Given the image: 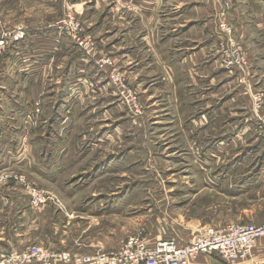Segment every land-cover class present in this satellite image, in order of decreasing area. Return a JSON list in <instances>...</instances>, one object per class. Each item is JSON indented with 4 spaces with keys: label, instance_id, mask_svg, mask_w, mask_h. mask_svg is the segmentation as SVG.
<instances>
[{
    "label": "rangeland",
    "instance_id": "1",
    "mask_svg": "<svg viewBox=\"0 0 264 264\" xmlns=\"http://www.w3.org/2000/svg\"><path fill=\"white\" fill-rule=\"evenodd\" d=\"M126 1L0 0V35L25 33L22 42L0 56V222L14 230L16 214L27 209L44 214L33 233L17 228L19 249L3 252L0 234V260L31 249L70 251L75 257L109 253L138 234L148 243L172 231L188 232L190 226L264 223V180L251 171L264 160L263 133L248 136L243 144L218 132L192 139L176 116L201 112L191 100L196 93L202 98L206 82L191 89L185 84L179 99L180 92L169 88V76L162 74L172 62L162 52L177 51L190 28L204 22L198 18L185 24L188 30L161 49L162 23L155 15L143 18L131 8L134 0ZM183 1L182 9H211L213 25L210 32L203 30L200 46H208L215 56L208 61L217 59V68L238 83L236 91L251 103L254 119L264 118V27L256 20L264 18V0ZM242 9L248 18L241 40L236 12L243 20ZM70 13L93 47H79L65 26L60 30ZM184 23L171 22L167 31ZM36 26L39 37L51 36L66 50L58 64L45 54L47 72L30 80V52H20L33 50L29 43ZM100 40L107 43L101 46ZM227 51L230 59L222 57ZM82 56L86 63L78 62ZM78 66L91 67L80 74ZM17 82L23 85L16 91ZM64 83L71 87L65 92ZM235 93L232 89L228 99ZM58 99L67 105L56 106ZM100 100L102 105L91 103ZM63 118H69L65 125ZM222 146L230 150L222 152ZM68 147L70 159L64 160L61 150ZM60 151L61 163L54 164ZM238 164L250 167L233 170ZM36 195L45 199L39 210L32 208ZM253 256L254 250L251 259L233 264L264 262Z\"/></svg>",
    "mask_w": 264,
    "mask_h": 264
},
{
    "label": "crops",
    "instance_id": "2",
    "mask_svg": "<svg viewBox=\"0 0 264 264\" xmlns=\"http://www.w3.org/2000/svg\"><path fill=\"white\" fill-rule=\"evenodd\" d=\"M131 1V0H130ZM128 4H130L129 0L126 1ZM183 0H134L131 8L135 12H141L143 18L151 19L155 15L157 19L162 23V27H160L159 31L165 32L161 42L157 43L159 48L164 49V47L169 43L170 38H176V36H182V33L187 31L188 29H184L185 24H188L192 21H197L198 18L201 19L202 25L196 24L192 26L189 30L190 34L187 36L186 40H179V43L183 42V44L188 43L187 45L180 44L178 46V50H174L172 54L167 53V49L162 52L163 55H165V58L172 60V62L166 63L167 66H164V71H162L163 76H169L167 78V84L168 87L171 89L178 90L180 92L179 99H182V96L184 95V92L186 90L184 89L185 84L190 85V89L192 87H197L200 85V83L205 84V88L200 92L202 98L199 97V94L196 93L197 98L192 99L191 101L196 103V107H202L201 112H198V114H190V115H184L181 114L182 111L180 110V114L176 116V119L181 123V130L185 132L186 134H190V137L192 139H197L198 137H204L210 136L211 134L219 133V137L221 138H231L233 139L240 138V144H243V139L248 140V136L255 135V119L254 115L252 113V105L249 101H246L241 98L240 92L238 93L236 90L240 91V88L238 87V83H235V80L229 76L228 72L217 68V62L215 61H208L211 57L209 47L207 46L205 49L200 46V42L203 41L204 36L206 33L210 32V29L212 27V20H209L211 9L209 7L203 8V6L195 7V11L187 8H183L185 4L183 3ZM192 2V0H191ZM132 3V1H131ZM169 6V7H168ZM117 9V8H116ZM172 9H174V13L172 12ZM243 12V9H242ZM244 12H247L244 8ZM243 12V20L240 17L239 13L236 12L238 21H237V33L239 38L242 40L244 37H246V21H247V15H244ZM98 13V12H97ZM96 13V15H97ZM257 23L259 21V27H264V18L259 15V18L257 19ZM179 21L180 23L184 22V24H181L179 26H175L174 31L170 32L167 31L168 24L171 22ZM245 25V26H244ZM199 29H196V27ZM32 38L31 42L29 43L30 46L32 44L33 50L26 49L24 52H20L21 54H28V57L31 59V66L28 68V71L31 72L30 76L34 74L31 78L33 79L35 76H42L44 73L47 72L46 69H44L43 66L48 65V59L45 57V54H49L52 58L53 64L61 63L62 59H64V52L66 50V47L63 45L55 44L54 38L47 37L46 39H42L39 37L37 31L39 30V27L36 26L35 30L32 29ZM103 30V28H101ZM206 33H204V31ZM262 30H264L262 28ZM42 39V40H41ZM48 39V40H47ZM125 40V39H124ZM48 48V50H51L53 52H43L42 50H39L42 48L41 46ZM107 43L106 41L100 40V45ZM147 45L149 46L150 41L147 40ZM117 44V43H116ZM114 47H116L115 44H113ZM192 47V48H191ZM11 48L8 49V51ZM74 48H71L73 50ZM130 50V49H128ZM134 50V47H132L131 51ZM64 51V52H63ZM150 52V50L148 51ZM71 51H69L67 54H70ZM129 54V53H128ZM16 58V57H15ZM55 58V59H53ZM37 60L36 63L34 61ZM81 61V63H86L87 60L82 57H78V62ZM174 62V63H173ZM209 64H203L208 63ZM159 64V62H158ZM173 64V66H171ZM86 65V64H85ZM33 66V67H32ZM42 66V67H41ZM160 66V64H159ZM157 66V68L159 67ZM79 69L78 72L80 74H83L85 70H87L90 67L86 66H78ZM42 68V69H41ZM173 75V76H172ZM8 76L7 81L9 80ZM29 76V77H30ZM174 78V79H173ZM205 79V80H204ZM6 81V82H7ZM68 82V85H74L77 87L78 83H70ZM21 83H18L15 85V89L21 88ZM66 83H64L65 89L64 92L67 91L68 86ZM184 85V86H183ZM183 86V87H182ZM71 88V87H69ZM186 88V87H185ZM237 88V89H236ZM234 90L236 93L233 94L234 97L232 99H228L230 96V91ZM73 90V89H72ZM228 93V94H225ZM229 95V96H228ZM228 96V97H227ZM218 97L217 99H215ZM227 97V98H226ZM76 99V98H75ZM67 101L65 99L57 100L56 106L63 107L64 105H67ZM96 105H102L103 100L91 102ZM202 104V105H201ZM92 105V104H90ZM182 105V104H181ZM60 111V110H59ZM57 118V117H56ZM55 118V121L57 122V119ZM65 119V120H64ZM69 119V118H68ZM67 118H63V124L65 125L67 123ZM57 126V125H56ZM55 127V126H54ZM197 141H199L197 139ZM9 147V146H8ZM224 147V148H222ZM220 147L223 151L226 152V150H230V147L222 146ZM259 147H262L261 144H259ZM10 148V147H9ZM76 149H80L79 147H75ZM219 148V149H220ZM225 148H227L225 150ZM62 153L65 155L63 157L64 160L70 159L67 158V155L70 152L69 147L63 148ZM61 151L58 153L57 157L54 158V164H60V157ZM211 151V150H210ZM250 166H247L246 168L243 165H237L233 170L237 169L238 171H246L245 169H248ZM252 172H255V177L264 180V160H262V165L258 168L257 165H255L252 169ZM245 187V186H242ZM69 198L71 200L76 199L75 196H69L65 197ZM97 200V199H95ZM83 200H81L82 202ZM90 200H85L82 203L89 202ZM15 220H17V225H15L14 230L10 229L7 230V227L5 223L0 222V229L2 228V251H12L19 249L18 242L16 237H19L17 234V228L19 227L20 230H28L29 232H32L36 229V227H41L42 223L37 221L39 218L41 219L42 216L40 214H37L36 212H32L29 209L24 210L20 212V214H16ZM30 220V221H29ZM36 221V223H35ZM43 221V219H42ZM34 222V223H33ZM234 223V222H230ZM34 224H37V226L34 228ZM229 224V223H227ZM236 224H242V223H236ZM263 224V223H262ZM226 225V224H225ZM254 225H261V224H254ZM223 226V225H222ZM204 227H221V225H207ZM202 225H197L195 232L192 230V226L188 227L190 231L188 232H182L181 230L172 231L169 236H164L165 238H174L178 242L179 245H185L189 242H191L196 236H198L199 231L204 228ZM34 229V230H33ZM187 230V229H186ZM12 232V235H11ZM166 234V233H165ZM163 234V235H165ZM148 246L154 247L157 244V240H147ZM120 249V248H119ZM118 249V250H119ZM116 250V251H118ZM114 251V252H116ZM61 252H67L70 251H61ZM112 252H109L110 254ZM100 253L92 254V255H86V256H95ZM219 256L217 254L215 255H201L196 262L192 264H227L225 263L221 258H218ZM256 258L264 257V239H260L257 242V245L254 249V256ZM239 264H247V263H239Z\"/></svg>",
    "mask_w": 264,
    "mask_h": 264
},
{
    "label": "built area",
    "instance_id": "3",
    "mask_svg": "<svg viewBox=\"0 0 264 264\" xmlns=\"http://www.w3.org/2000/svg\"><path fill=\"white\" fill-rule=\"evenodd\" d=\"M68 19L60 25V30L65 26V33L72 37L79 47L83 49L93 47L92 40L81 34V25L71 13ZM24 38L25 33L22 30L1 34L0 56L12 45H18ZM223 54V58H231L228 51ZM223 63L225 64V59ZM256 118L255 132L259 135L263 133L264 137V118L258 115ZM44 205L45 199L36 195L32 208L39 210ZM260 239H264V223L261 225L229 223L218 228L204 227L196 238L185 245H179L174 238H162L158 240L156 246L151 247L147 245L143 236L138 234L129 238L118 251L110 254L75 257L67 252L31 249L26 252H12L8 257H2L0 264H190L201 255L213 254H217L225 263L233 264L251 259L255 244ZM253 263L264 264L259 260Z\"/></svg>",
    "mask_w": 264,
    "mask_h": 264
},
{
    "label": "bare ground",
    "instance_id": "4",
    "mask_svg": "<svg viewBox=\"0 0 264 264\" xmlns=\"http://www.w3.org/2000/svg\"><path fill=\"white\" fill-rule=\"evenodd\" d=\"M258 242V241H257ZM255 249V248H254Z\"/></svg>",
    "mask_w": 264,
    "mask_h": 264
}]
</instances>
